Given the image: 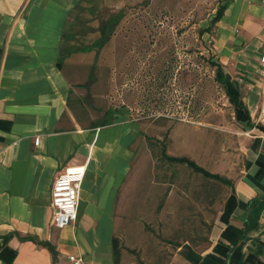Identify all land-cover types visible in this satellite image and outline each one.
Instances as JSON below:
<instances>
[{
	"label": "crops",
	"instance_id": "crops-1",
	"mask_svg": "<svg viewBox=\"0 0 264 264\" xmlns=\"http://www.w3.org/2000/svg\"><path fill=\"white\" fill-rule=\"evenodd\" d=\"M81 1L0 0V264H68L69 255L117 264L115 213L136 131L115 121L83 127L74 114L72 87L57 62L66 20ZM213 47L254 124L264 127V0H229ZM252 128L206 241L183 242L169 264H264V213L248 241L243 229L248 201L264 194V131ZM82 164L77 217L57 230L52 182L65 166Z\"/></svg>",
	"mask_w": 264,
	"mask_h": 264
},
{
	"label": "rangeland",
	"instance_id": "rangeland-1",
	"mask_svg": "<svg viewBox=\"0 0 264 264\" xmlns=\"http://www.w3.org/2000/svg\"><path fill=\"white\" fill-rule=\"evenodd\" d=\"M228 2L84 0L68 15L64 30L73 38L63 39L60 60L80 125L115 121L136 131L115 213L117 264H169L176 243L206 241L240 174L253 126L239 120L238 105L210 64L214 18ZM222 70L246 109L237 81ZM167 157L192 161L229 182L216 183L221 191L210 205L205 179Z\"/></svg>",
	"mask_w": 264,
	"mask_h": 264
},
{
	"label": "trees",
	"instance_id": "trees-1",
	"mask_svg": "<svg viewBox=\"0 0 264 264\" xmlns=\"http://www.w3.org/2000/svg\"><path fill=\"white\" fill-rule=\"evenodd\" d=\"M228 3H226L218 12L217 15L214 18V22H218L219 19L222 17L223 12L225 8L227 7ZM64 38H73V35L71 33L66 32L65 30L63 31L62 34V41ZM63 44L61 42L60 45V58H62V51H63ZM72 48H69L68 50H71ZM66 50V51H68ZM90 50L89 46L83 47V51H88ZM210 64L216 68V80L222 84V86L227 90V94L229 95L230 99L234 100L236 102L237 108H238V118L240 121L246 122L249 126H255L257 129L264 131V127L261 126L260 124H252L251 123V117L247 111V109L243 108L240 104L239 101L241 99V93L234 88L232 85V82L227 79L224 75V72L222 70V64L217 61V60H212L210 59ZM57 65L59 69H61V60L57 62ZM240 105V106H239ZM108 122L107 124H109ZM167 160L172 163H179V164H185L189 168L193 170L195 173H199L203 179H205V182H207V185L204 184V189L203 193L205 195V198L209 201V204H213L216 195H218L221 191L220 186H216L217 182H219L221 185L228 183L224 178L219 177L216 174H211L204 169L200 168L196 164H194L192 161H189L184 158H172V157H167ZM219 185V184H218ZM264 213V194L262 196L255 197L254 199L248 201L247 203V217L245 222L243 223V229H244V240L248 241L251 239L249 236V233L257 231L258 230V222L259 219ZM211 227L207 228V233L209 234ZM183 242H188L193 246H198L200 243H202V240H195L190 237L185 238ZM44 246H47L52 253V256H55V252L52 247H50L47 243H43ZM177 247L180 246V244L176 243ZM113 247H114V254L117 255V240L114 238L113 239ZM248 250H252L251 247H248Z\"/></svg>",
	"mask_w": 264,
	"mask_h": 264
},
{
	"label": "built area",
	"instance_id": "built-area-1",
	"mask_svg": "<svg viewBox=\"0 0 264 264\" xmlns=\"http://www.w3.org/2000/svg\"><path fill=\"white\" fill-rule=\"evenodd\" d=\"M259 62L264 65V51L259 56ZM39 138L34 139L38 144ZM86 165H68L53 180L50 188V207L52 209L51 225L61 230L77 217L79 189L84 180ZM68 264H86L80 256H67Z\"/></svg>",
	"mask_w": 264,
	"mask_h": 264
}]
</instances>
